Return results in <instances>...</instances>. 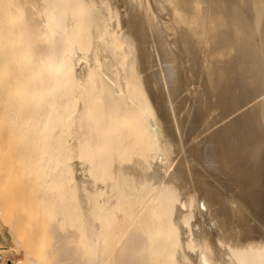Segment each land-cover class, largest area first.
I'll use <instances>...</instances> for the list:
<instances>
[{"label": "bare ground", "instance_id": "6f19581e", "mask_svg": "<svg viewBox=\"0 0 264 264\" xmlns=\"http://www.w3.org/2000/svg\"><path fill=\"white\" fill-rule=\"evenodd\" d=\"M1 264H264V0H0Z\"/></svg>", "mask_w": 264, "mask_h": 264}, {"label": "built area", "instance_id": "2783aa9c", "mask_svg": "<svg viewBox=\"0 0 264 264\" xmlns=\"http://www.w3.org/2000/svg\"><path fill=\"white\" fill-rule=\"evenodd\" d=\"M1 259H2V257H1V254H0V264H1Z\"/></svg>", "mask_w": 264, "mask_h": 264}]
</instances>
